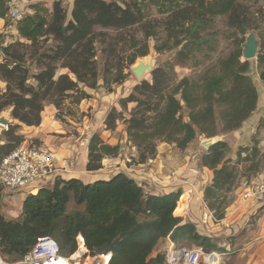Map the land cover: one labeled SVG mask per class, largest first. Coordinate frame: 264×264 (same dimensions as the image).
I'll return each instance as SVG.
<instances>
[{
	"label": "trees",
	"instance_id": "16d2710c",
	"mask_svg": "<svg viewBox=\"0 0 264 264\" xmlns=\"http://www.w3.org/2000/svg\"><path fill=\"white\" fill-rule=\"evenodd\" d=\"M258 1L75 0L69 20L63 0L55 1L50 17L37 7L36 13L25 15L17 24L20 38L37 47V64L43 66L32 76L37 86H26L29 72L23 67L24 56L18 50L24 44L17 41L3 46L0 35V78L9 85L0 97V111L11 105L13 119L38 127L41 101L50 94L58 98L67 93L79 94L78 101L87 98L80 86L96 88L99 72L95 58L97 45L105 43L98 40L106 36L103 30L119 31L140 24L145 6H154L164 16L161 23L143 27L145 39L156 36L163 27L165 43L155 49L175 50L177 61L184 63L195 59L203 48L216 51V32L210 30L219 17L226 18L229 28L241 34L256 29L250 25L252 15L247 5ZM7 14L5 0H0V19H6ZM48 39L53 44L43 48ZM131 40L135 46L137 40ZM146 55L147 51L134 55L130 65L137 56ZM241 57V42L236 40L232 50L219 57L198 79L184 78L172 85L171 76L163 68H156L150 83L136 85L121 101L122 106L135 104L129 119H121L112 110L105 120L106 129L114 131L123 120L127 139L139 152L137 164L155 158L157 141L184 151L200 137L213 138L240 129L256 110L258 99L249 61L241 62ZM257 60L264 83V42ZM58 63L68 73L55 80ZM118 70L114 81L121 84L126 77L121 75V68ZM104 72L102 79L108 85ZM10 85L19 92L15 94ZM14 129L9 128L6 143L0 145V160L22 142ZM258 146L259 140L253 137L251 146L239 147L236 159L231 160L226 158L228 145L217 141L201 155V166L213 172L203 201L216 220L223 219L228 194L239 187L241 180L249 183L259 174L264 157ZM88 150L86 171L94 173L102 168L104 156L117 155L118 146L106 145L96 135ZM144 185L122 172L92 183L77 178L57 179L51 187L25 198L18 219L3 215L0 191V256L10 263L21 260L37 239L46 237L57 241L62 253L70 255L77 250L79 235L91 256L111 254L109 264H165L162 255L152 257L159 242L165 239L176 245L190 242L205 253L219 250L211 238L198 233L194 224L183 223L181 217L174 215L181 207V190L150 194ZM217 210L219 214H215Z\"/></svg>",
	"mask_w": 264,
	"mask_h": 264
},
{
	"label": "rangeland",
	"instance_id": "374dc122",
	"mask_svg": "<svg viewBox=\"0 0 264 264\" xmlns=\"http://www.w3.org/2000/svg\"><path fill=\"white\" fill-rule=\"evenodd\" d=\"M65 6L66 5L64 4V9ZM247 6L249 7L250 13L252 15V21L250 22V25L257 26L256 29L248 30L247 33L241 34L237 31H234V29L229 28L226 18L219 17L215 20L210 30L211 33L216 32L214 38L217 44L215 46L216 51L214 50L211 52L208 51L207 48H203L201 54L199 53L195 55V59L187 60L184 63H179V61H177L175 50L157 51L155 49L156 47H161L163 43H165L166 37L163 27L159 28L158 34L156 36L145 39V34L142 31L143 27H152L156 23H161L164 17L163 15L159 14V10L154 6L144 7V19L138 25L119 31L103 30V33L106 34V36H101V38L98 40H104L105 43L101 46L97 45V55L95 58L99 72L96 88L91 89L88 87H82L81 85L80 88L83 89L84 93L88 97L81 99L80 101H78V98L80 97L79 94L71 95L70 93H67L62 98L55 96L52 97V94H50L43 101H41L43 110L40 114L39 126L44 124L41 132H45L46 134L48 133L49 137L54 138H50V140H53V142L49 145L52 146L54 144H60L59 146L61 147V145L66 144L68 146L61 147V151H64L63 149L65 148L68 151L69 145H71V143H79L78 149L74 155L70 153L69 150L68 153H65L62 157L56 160L57 163H60L63 160H69L68 162H70V166L68 168V171H70L62 176L63 180H69L75 175L77 176L76 164L82 154L87 157L88 160L89 143L92 137L96 135L101 139L102 142H104V144L112 147L118 146V152L115 157L104 156L102 158V171H105L107 174L112 171V173L108 174V176L111 177L113 172H123L125 171V168L127 169L130 166L132 169H134V167L138 165L139 152L128 141L125 132L126 126L123 124V120L118 122L114 131H108L106 129L105 120L112 110H115L118 117L121 119H129L130 112L135 107V104L127 103L122 106L121 101L126 99L131 94L133 88L136 85L143 81L150 83L152 81L151 73L156 68H163L164 71L171 76L173 79L170 82L171 85L172 83L176 84L178 81L184 78H192L194 80L198 79L200 75H202L206 70L214 66L215 61L219 57L225 56L230 50H232L233 44L236 40L241 42V48L243 49V45L245 44V41L250 33H253L260 42L258 51L259 54L261 42H264V0H260L257 3L250 2ZM21 11L25 15L27 14L24 9ZM44 14L47 16L49 15L48 13ZM17 24L18 23L15 24L9 21H7L5 25L4 23H1L0 35L3 36L2 45H10L17 41L24 44L21 47H18V50L19 53L24 56L23 67L29 72L26 86L36 87L37 82L32 78V76L36 75L41 70V68H43V66L37 64V47H31L30 42L20 38V36L18 37L19 34L18 31H16ZM97 32H100V30ZM132 37L137 40V44L135 46H133L131 40ZM48 40L49 41L47 43H44L43 48L50 47L53 44L52 39ZM145 51H147L146 56H137L134 60V63L130 65V60L134 55ZM143 59L152 60L154 69L145 73L144 77L141 80H138L132 73V67ZM241 62L244 61L241 59ZM249 64L250 74L254 85L255 83L259 84L260 82L264 85L260 79L258 60H251L249 61ZM120 68L122 69L121 75L126 77V79L123 80L121 84H117L114 80L118 79L117 71H119L118 69ZM104 71H106V78L109 81L108 85H106L102 79L103 74H105ZM67 73V69L62 68L60 63H58L55 80L61 74ZM10 86L15 94L19 92L13 85ZM7 88H9L8 83L0 78V97L6 94L8 90ZM1 102H3V100L0 101V103ZM55 104H58V107H56ZM12 110L13 106L8 105L7 107L3 108L2 111H0V118H4L9 122L7 127L0 124V145L6 143V133L9 128L12 127L15 128L14 131L15 134H17L16 136L19 135V137H22V142L19 144L20 146L26 145L28 143L38 144V140H29L26 142L25 139L29 136V130H31L29 128H35V126H27L21 124L18 120L13 119L11 114ZM46 118H51V123H47L49 119ZM253 137H256V139L259 140L258 148L260 150V155L264 157V119L259 123V126L256 129V133ZM68 139L71 140V143L68 142ZM206 139L211 138L200 137L195 142L198 143ZM40 142L42 143V141ZM156 144V155H159V152H162L166 146L163 147L165 143L160 141H157ZM80 146H82L81 150L79 149ZM173 147L175 146L173 145ZM201 148L206 149L202 146ZM71 149L74 150V148ZM191 160L192 157H190V161ZM106 173L98 172L95 174V178L99 180L107 179ZM98 175H101L102 177L99 178L97 177ZM263 176L264 159L260 164L259 174L255 178H252L251 182L245 183V180H241L239 187L231 192V194H228L226 199L228 206L223 211L224 217L222 220H216V222L207 221L203 223L202 218L204 211L201 214V218L197 217L199 214L197 194H195L196 192L194 191L192 194L188 193L189 188L192 186L195 188V185H189L183 190L179 189L182 191L181 197L183 194H187V196L191 197L187 200L188 206L184 209L182 214L183 218H185L183 223L190 222L194 224L200 235L207 236L212 239L213 243L219 250L212 251L211 253H215V255L219 256V264H243L246 260L251 258L250 256L255 254L260 257L264 253V206L259 208L260 203L253 202L251 200L243 201L242 199V194L244 191L249 189V187H252V183L255 180H261ZM91 178L93 177L91 176ZM51 186V184L48 185V187ZM237 190L242 191V193L236 195L235 192ZM0 191L3 199V215L6 218H20L22 203L28 196V193L22 195L24 193L22 191L5 192L1 189ZM182 202H185V198H182ZM200 210L202 209L200 208ZM219 211L220 210H217L215 214H219ZM176 216L178 217L179 215ZM79 237L80 235L76 238L77 250L73 253H76L77 255H81L88 251H85L86 249L82 248V241ZM167 245L166 243L159 242L156 250L152 254V257H155L158 254L162 255ZM181 245L186 247L196 246L190 242H184ZM241 254H244V256L240 257L239 255ZM87 256L91 255H89L87 252Z\"/></svg>",
	"mask_w": 264,
	"mask_h": 264
},
{
	"label": "crops",
	"instance_id": "0c3cea01",
	"mask_svg": "<svg viewBox=\"0 0 264 264\" xmlns=\"http://www.w3.org/2000/svg\"><path fill=\"white\" fill-rule=\"evenodd\" d=\"M56 0H23L22 2L19 3V8L20 10L26 11V15H33L34 13L37 12V7L43 10L44 13H48V17L51 16L53 12V6ZM75 0H63V7L64 4L66 14H67V20L70 19L71 17V11L73 7V3ZM27 5V6H25ZM46 15V14H45ZM7 19V18H6ZM6 19H0V26L1 23H7ZM9 21V19H8ZM10 22V21H9ZM17 31V30H16ZM19 37V35H18ZM255 87L257 90V107L256 110L252 113V115L249 117V119L243 123L240 129L230 132L228 134H224L221 136H216L218 137L217 141H223L228 145V150L226 154L227 159L235 160L236 159V152L239 147H248L251 146L252 141H253V136L256 133V129L259 126V123L264 119V85L255 83ZM49 119L47 123H51L50 120L51 118H46ZM44 124H42L39 127H30L29 129V136L26 137V142L29 140L33 141H39L38 144H45L47 147L52 149L55 153V158L56 160L60 157H62L65 153H68L70 150V153L73 155L78 149L79 143H71V140L68 139V142L71 143L69 145V150L63 149L64 151H61V147H66L68 145L64 144L59 146L60 144L57 145H52L50 146L49 144H52L54 139L53 137H49L48 133L46 134L45 132H41L43 129ZM42 141V143L40 142ZM201 142H193L189 145L187 149L184 151L178 150L172 145L164 144L166 148L162 150V152H159V155H156L154 159L149 160L145 164H138L132 169V167H128L127 169L125 168L122 173L127 174L129 177L133 178L139 183H143L144 188L146 189L147 193L150 194H167L170 192L177 191L179 189H185L189 185H195L194 192L197 194L198 197V218H201V214L203 211H207L208 208L203 202V192L204 189L209 186L212 183L213 179V172L209 170L208 168L202 167L200 164V157L202 154L206 153V149L201 148ZM37 144V143H36ZM201 145V146H200ZM71 148H74L71 149ZM79 149H82V146L79 147ZM205 150V151H204ZM83 151V150H82ZM190 157H192V160L190 161ZM87 157H85L83 154L79 158L77 162V176L73 175L74 177L72 178H77L83 181L84 183H92L99 181V179H96V173L98 172H104L101 169L98 172L95 173H89L86 171V165H87ZM112 171L108 174H111ZM120 172H116L112 174V176H108L107 174V179H102V180H109L116 174ZM75 174V173H74ZM91 176L93 178H91ZM97 177H102L101 175H98ZM26 192H24L22 195H24ZM242 191L237 190L235 194H240ZM2 196V194H1ZM22 197V196H21ZM182 198H185V202H182ZM3 200V199H2ZM188 200L187 194L184 195L180 198V203L181 207L177 211L178 217H181L183 220V212L186 207V202ZM236 202V201H235ZM234 204V203H233ZM264 206V202L259 204V208ZM200 208L202 210H200ZM180 212V214H179ZM3 213V210H2ZM175 215V214H174ZM176 216V215H175ZM208 230V229H207ZM206 231V228H205ZM206 235V234H205ZM163 243L168 244V239H165L161 241ZM240 257L244 256V254L239 255ZM251 258L249 260H246L243 264H264V253L258 257V255H253L250 256ZM220 258L219 256L215 255L214 260L212 261L211 264H219Z\"/></svg>",
	"mask_w": 264,
	"mask_h": 264
},
{
	"label": "built area",
	"instance_id": "2783aa9c",
	"mask_svg": "<svg viewBox=\"0 0 264 264\" xmlns=\"http://www.w3.org/2000/svg\"><path fill=\"white\" fill-rule=\"evenodd\" d=\"M23 0H5L8 8L7 18L11 23L21 22L25 14L20 10L19 3ZM69 161V160H68ZM67 160L56 162L55 153L45 145L28 143L17 147L0 160V189L5 192H26L28 195L37 194L42 188L53 185L55 180L67 174L69 164ZM72 165V164H71ZM252 187L242 194L243 201L264 202V176L255 180ZM194 187L189 188L192 194ZM191 198L188 196V199ZM187 202L186 207L187 208ZM216 222L209 210L203 214L202 222ZM81 240V239H80ZM82 248L86 249L84 240ZM87 251V249L85 250ZM88 252V251H87ZM62 253L57 241L52 238H39L32 249L17 262H5L0 256V264H109L111 254L87 256ZM90 255V254H89ZM165 264H211L215 253H205L198 246L186 247L176 245L168 240V245L162 254Z\"/></svg>",
	"mask_w": 264,
	"mask_h": 264
},
{
	"label": "water",
	"instance_id": "95a60500",
	"mask_svg": "<svg viewBox=\"0 0 264 264\" xmlns=\"http://www.w3.org/2000/svg\"><path fill=\"white\" fill-rule=\"evenodd\" d=\"M259 47H260V42L258 41L257 37L253 33H250L245 41V44L243 45L242 57H241L242 61L245 62V61H251L257 59ZM153 69H154L153 64L149 63L148 65H145L143 63H140L132 68V73L138 80H141L144 77L145 73L152 71ZM0 124L7 127L9 122L4 118H0ZM209 140L210 139H206L202 141L201 142L202 147L209 149L213 144L216 143V141L209 142Z\"/></svg>",
	"mask_w": 264,
	"mask_h": 264
},
{
	"label": "bare ground",
	"instance_id": "6f19581e",
	"mask_svg": "<svg viewBox=\"0 0 264 264\" xmlns=\"http://www.w3.org/2000/svg\"><path fill=\"white\" fill-rule=\"evenodd\" d=\"M140 63H143V64H145V65H148L149 63L150 64H153V61L152 60H149V59H143V60H141V61H139L136 65H134L133 67H135V66H137L138 64H140ZM132 67V68H133ZM217 140H218V137H214V138H211L210 140H209V142H217ZM80 238V237H79ZM81 239V238H80ZM82 240V239H81ZM79 247H81V246H79ZM81 249V248H80ZM82 251V250H81Z\"/></svg>",
	"mask_w": 264,
	"mask_h": 264
},
{
	"label": "clouds",
	"instance_id": "9594fccd",
	"mask_svg": "<svg viewBox=\"0 0 264 264\" xmlns=\"http://www.w3.org/2000/svg\"><path fill=\"white\" fill-rule=\"evenodd\" d=\"M82 237V236H81Z\"/></svg>",
	"mask_w": 264,
	"mask_h": 264
}]
</instances>
